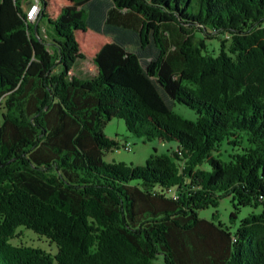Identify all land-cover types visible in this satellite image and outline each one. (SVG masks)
<instances>
[{
	"label": "trees",
	"instance_id": "16d2710c",
	"mask_svg": "<svg viewBox=\"0 0 264 264\" xmlns=\"http://www.w3.org/2000/svg\"><path fill=\"white\" fill-rule=\"evenodd\" d=\"M90 1L38 0L34 22L26 0L0 1V264H264V0H111L141 18L145 65L89 27ZM198 33L228 41L215 55ZM82 59L94 76H70ZM114 118L178 147L107 163ZM226 197L232 222L258 211L234 230L200 218ZM20 228L58 250L13 245Z\"/></svg>",
	"mask_w": 264,
	"mask_h": 264
},
{
	"label": "rangeland",
	"instance_id": "374dc122",
	"mask_svg": "<svg viewBox=\"0 0 264 264\" xmlns=\"http://www.w3.org/2000/svg\"><path fill=\"white\" fill-rule=\"evenodd\" d=\"M33 0H26L24 10L30 6ZM142 22H138L137 32L139 33V38L134 41H129L127 45V49L130 52L139 54L140 60L143 65L148 63L151 59H147L149 52L154 53L156 56L157 49L154 47L152 43H149L145 48H141L140 45V32H141ZM40 33L42 38L48 42H51V34L52 28L50 26H45L43 23L40 24ZM210 33V32H209ZM112 36V35H111ZM197 36L204 37L205 46L209 51L214 53L215 55L219 54L221 50V46L224 42L228 41L225 37L216 36L213 37L209 34H200ZM167 37H171V31H168ZM113 39V37H111ZM49 49L52 48L49 46ZM144 53V54H143ZM154 57V56H153ZM152 58V57H151ZM97 66L90 61L78 60L75 67L70 72V76H77L83 79L92 77L96 74ZM163 94V93H162ZM173 111L179 115H182L187 120H195L197 115L195 111L189 109L185 105L175 104L170 105ZM4 111L3 104H0V126L2 124V113ZM126 125L122 119L114 118L111 119L106 126L104 127L103 133L114 140L118 145L116 148L110 149L105 153L104 161L110 164H124L126 167L132 166H144L147 162L150 155L154 153V149L156 150V154H170L172 151L176 149L177 144L175 142H160L156 139L146 141L143 138L136 136L127 132ZM130 145V151H126L124 146ZM233 153L232 147L230 145L224 144L220 149H216L214 155L216 158L220 160L227 161L230 157V154ZM206 168V166H204ZM176 192L168 193L171 197L175 196ZM234 210L233 205L231 203L230 197H226L220 200L219 206L217 208L210 207L208 209L202 210L199 212L200 218H205L208 220H213L215 223H222L224 227H229L231 230H234L236 225H238L244 217L247 216L249 212H256L258 210H252L248 208H242L238 214V218L236 221L232 222L230 219V214ZM11 243L16 246H32L33 248H40L47 253L54 255L56 253L57 246L48 240L44 236L36 235L32 230L27 228H20L16 233L15 237L11 240ZM154 264H165L162 256H158Z\"/></svg>",
	"mask_w": 264,
	"mask_h": 264
},
{
	"label": "crops",
	"instance_id": "0c3cea01",
	"mask_svg": "<svg viewBox=\"0 0 264 264\" xmlns=\"http://www.w3.org/2000/svg\"><path fill=\"white\" fill-rule=\"evenodd\" d=\"M83 9L87 14L89 27L103 33L109 41L122 44L127 49L129 41L139 38L137 25L139 21L142 22L141 18L117 10L111 0H92ZM146 55L147 59L155 56L152 52Z\"/></svg>",
	"mask_w": 264,
	"mask_h": 264
},
{
	"label": "built area",
	"instance_id": "2783aa9c",
	"mask_svg": "<svg viewBox=\"0 0 264 264\" xmlns=\"http://www.w3.org/2000/svg\"><path fill=\"white\" fill-rule=\"evenodd\" d=\"M39 6L40 5L38 0H33L30 6L27 7L26 15L29 22H34L37 20L38 15L40 14L41 11ZM124 149H126V151H130V145L127 146L125 145ZM169 192L172 193L173 191L169 189Z\"/></svg>",
	"mask_w": 264,
	"mask_h": 264
}]
</instances>
